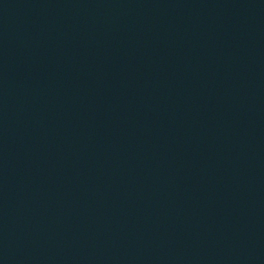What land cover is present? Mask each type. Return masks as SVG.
Instances as JSON below:
<instances>
[{"label":"water","instance_id":"95a60500","mask_svg":"<svg viewBox=\"0 0 264 264\" xmlns=\"http://www.w3.org/2000/svg\"><path fill=\"white\" fill-rule=\"evenodd\" d=\"M0 264H264V0H0Z\"/></svg>","mask_w":264,"mask_h":264}]
</instances>
